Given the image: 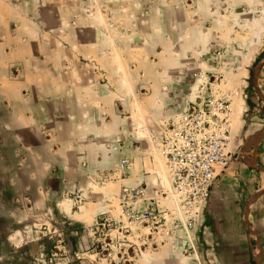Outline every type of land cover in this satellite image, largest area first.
I'll use <instances>...</instances> for the list:
<instances>
[{
	"label": "crops",
	"instance_id": "crops-1",
	"mask_svg": "<svg viewBox=\"0 0 264 264\" xmlns=\"http://www.w3.org/2000/svg\"><path fill=\"white\" fill-rule=\"evenodd\" d=\"M176 6L0 0V264H33L35 228L48 214L78 226L99 216L101 208L72 213L68 193L150 177L147 138L136 134L155 129L189 89V62L163 60L189 53ZM144 69L169 79L142 75L138 84ZM253 71L235 154L216 170L194 231L195 264H264V54ZM122 156L132 160L123 173ZM88 198L102 206L107 196L97 187Z\"/></svg>",
	"mask_w": 264,
	"mask_h": 264
},
{
	"label": "rangeland",
	"instance_id": "rangeland-1",
	"mask_svg": "<svg viewBox=\"0 0 264 264\" xmlns=\"http://www.w3.org/2000/svg\"><path fill=\"white\" fill-rule=\"evenodd\" d=\"M174 1L178 10L176 12L170 10V14L177 19L175 28L180 34L179 42H184L189 53L183 57L164 56L163 60L173 64L188 61L191 65L184 75L189 85L185 93L186 97H193L202 80L207 83H218L223 91L231 93L232 114L228 144L230 158L235 154L238 142L236 127L244 119L247 111L245 95L253 78V67L264 54V0ZM144 58L146 61V57ZM154 60L156 61V57ZM148 61L151 62L152 57ZM145 71L146 69L143 72L140 71L139 79L136 80L138 84L140 80H143L142 75L143 77L148 75L149 82H166L170 75L167 71L156 72L153 69ZM192 73L195 75L192 76ZM138 134L143 135V132L139 131ZM143 146L146 147L145 144ZM147 151L142 161L146 165L143 169H149L150 177L142 180V185L148 191H152L159 185L160 179V189L167 193L168 184L163 160L157 149L149 143ZM136 163L139 167V162L136 161ZM115 171L123 173L124 170L116 169ZM123 184L131 186L134 183L124 182ZM120 186L122 184L119 182H112L109 179L105 182L100 180L98 183L93 182L90 186L84 185L79 190L85 197L84 203L80 207L71 204V212L79 208L82 211L85 208L87 212L84 214L88 217L93 208H101L102 211L96 218L108 215L117 219L119 217L117 194ZM97 187L107 196L101 201L102 206L94 205L93 202L96 200L88 198L91 190ZM74 192L68 193L69 200ZM95 219L88 224L78 226L76 222L66 217L58 218L48 214L47 221L38 222L35 228V240L38 241L39 247L34 253L33 264H122L110 260L111 257L114 258L116 254L123 252L122 247L119 248L115 244L117 238L112 230L115 227L111 225L107 232L101 234L94 230ZM119 225L121 222H116L115 226ZM65 235L69 237L71 246L66 245ZM104 242L108 243L107 249L101 250L99 245ZM179 245L182 247L179 248ZM107 252L108 257L105 255ZM123 253H130L129 248ZM195 258L199 257L192 255L185 245L182 234H179L164 239L150 248L135 264H195ZM201 264L204 263L201 262Z\"/></svg>",
	"mask_w": 264,
	"mask_h": 264
},
{
	"label": "built area",
	"instance_id": "built-area-1",
	"mask_svg": "<svg viewBox=\"0 0 264 264\" xmlns=\"http://www.w3.org/2000/svg\"><path fill=\"white\" fill-rule=\"evenodd\" d=\"M203 82L193 97L178 101L175 111L158 121L155 129L148 130L145 136L136 134L147 138V144L157 149L162 158L168 192L161 191L160 179L152 191L141 181L120 186L119 217L100 216L93 226L101 234L114 226L116 246L122 247L123 252L129 248L130 253L116 254L110 260L135 264L150 248L179 234L192 255L195 254L194 231L200 224L212 179L229 157L232 114L231 93L223 91L218 83L205 81L203 85ZM131 162L129 157H120L117 170L129 169ZM84 199L81 191L70 195L71 204L76 207ZM116 222L121 225L116 227ZM107 245L104 242L99 246L106 250ZM105 255L108 257L109 253Z\"/></svg>",
	"mask_w": 264,
	"mask_h": 264
},
{
	"label": "bare ground",
	"instance_id": "bare-ground-1",
	"mask_svg": "<svg viewBox=\"0 0 264 264\" xmlns=\"http://www.w3.org/2000/svg\"><path fill=\"white\" fill-rule=\"evenodd\" d=\"M163 172V171H162ZM164 174V173H163Z\"/></svg>",
	"mask_w": 264,
	"mask_h": 264
}]
</instances>
